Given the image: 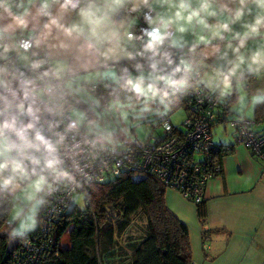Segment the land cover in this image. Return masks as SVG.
<instances>
[{
	"label": "clouds",
	"instance_id": "1",
	"mask_svg": "<svg viewBox=\"0 0 264 264\" xmlns=\"http://www.w3.org/2000/svg\"><path fill=\"white\" fill-rule=\"evenodd\" d=\"M198 93L234 98L240 123L264 105V0H0L5 224L35 227L47 196L121 163L134 128L170 132Z\"/></svg>",
	"mask_w": 264,
	"mask_h": 264
},
{
	"label": "trees",
	"instance_id": "2",
	"mask_svg": "<svg viewBox=\"0 0 264 264\" xmlns=\"http://www.w3.org/2000/svg\"><path fill=\"white\" fill-rule=\"evenodd\" d=\"M232 99L218 103L213 109L214 117L209 124L213 147L205 170L211 177L206 181L222 174L221 159L232 151L235 144L234 140L229 144L222 143L221 138L213 137L215 131H212V127L222 124L225 133L227 125L232 128L234 139L236 130L229 124L234 115L228 107ZM192 103L191 96L177 108L183 109L187 115ZM261 109L264 105L257 107L252 117L254 125L250 126L257 137L264 135V127L257 128L264 122ZM168 123L172 129L181 130L169 120ZM205 160L206 157L203 160L198 158L204 164ZM206 181L198 201L192 196L185 198L181 195L194 204L200 225L205 219ZM166 187L151 175H134L130 171L107 176L101 182L77 191L83 196L82 207L70 206V200L56 218L46 222L43 208L53 199L51 194L36 213L35 227L20 234L11 232L13 224H5L6 205L0 204V264H192L187 227L167 209L164 200ZM172 189L181 194L178 189ZM136 217L140 224L132 223ZM113 223L112 227L110 224ZM65 232L68 246L63 247L60 238ZM205 232L201 234L202 243L207 240ZM27 254L32 255L31 261L23 259Z\"/></svg>",
	"mask_w": 264,
	"mask_h": 264
},
{
	"label": "crops",
	"instance_id": "3",
	"mask_svg": "<svg viewBox=\"0 0 264 264\" xmlns=\"http://www.w3.org/2000/svg\"><path fill=\"white\" fill-rule=\"evenodd\" d=\"M263 127L264 122L257 128ZM230 134L221 138L222 143L232 142V128ZM221 165L222 174L205 183L203 225L193 205L172 191L170 202L165 200L167 209L183 222V209L185 215L196 218V236L190 245L193 264H264V163L242 145L234 144ZM176 202L179 205L173 204ZM204 230L207 244L200 242Z\"/></svg>",
	"mask_w": 264,
	"mask_h": 264
},
{
	"label": "built area",
	"instance_id": "4",
	"mask_svg": "<svg viewBox=\"0 0 264 264\" xmlns=\"http://www.w3.org/2000/svg\"><path fill=\"white\" fill-rule=\"evenodd\" d=\"M193 103L188 114L182 121L180 131H166L162 126L160 136L147 135L144 139L135 138L134 142L125 143L117 151V166L111 163L95 170V174L83 180L82 186L62 187L59 192L52 193L51 202L43 208L46 222L56 218L68 206L73 193L83 190L86 186L101 182L107 176L118 175L130 171L134 175H151L164 185L178 189L183 197L192 196L198 201L202 196L203 183L210 173L205 171L209 163L208 154L213 147L209 134V124L218 104L205 97L203 93L193 94ZM203 100V102H201ZM229 124L235 128L234 143L248 149L264 163V135L257 137L250 130L253 120L243 123L232 119ZM194 153L206 157V164L199 162ZM205 166V167H204ZM25 261H31L32 255H24Z\"/></svg>",
	"mask_w": 264,
	"mask_h": 264
},
{
	"label": "rangeland",
	"instance_id": "5",
	"mask_svg": "<svg viewBox=\"0 0 264 264\" xmlns=\"http://www.w3.org/2000/svg\"><path fill=\"white\" fill-rule=\"evenodd\" d=\"M231 110V109H230ZM232 111V110H231ZM233 112V111H232ZM234 113V112H233ZM235 115V113L233 114ZM186 114H185V111L181 108H176L175 110H173L172 113H170V118H169V122L173 125H178L180 128H182V121L184 120ZM166 119H168L167 117H165ZM222 127V124H218L217 126H214L212 127V131H215V135L213 137H219V138H226V137H230V130H231V127L227 126L226 125V133H224L221 129ZM132 134L136 137V138H139V139H144L147 135L149 136H160L162 134V129L159 125H155L153 127H151L150 129L149 128H144V129H137V128H134L132 130ZM233 140V139H232ZM194 156L196 159L198 158H201L202 155H198L197 153H194ZM169 191H172L174 192L179 198L183 199V197L181 196V194H179L178 192L174 191L172 188L170 187H166L165 188V191H164V200H167L170 202V195H169ZM77 201V202H76ZM178 202L176 203H173L174 205H179L177 204ZM191 205H193V210H194V204L189 202ZM70 206L72 205H75L77 207H82L83 205V196H82V193L80 192H76V193H73L72 196H71V201L69 203ZM183 212L186 213V211L183 209ZM181 212L180 214H183V216L186 218L185 219V223H186V227L187 228V237H188V243H189V247L190 245L192 246L193 244V239L194 237L196 236L195 234V230L197 229L196 227V218L193 214L192 216V219L190 217H188L187 215H185V213ZM19 221H13L11 222V224H13L12 226V233H23V232H26L28 230H21L19 228ZM132 223H137V224H140V220L136 217ZM112 225V227L114 226V223L113 224H110ZM108 226V225H107ZM199 233V232H198ZM194 234V235H193ZM198 236V235H197ZM206 237V236H205ZM117 240L119 241V237H116ZM202 240L200 239V242ZM60 243L63 247H66L68 246V235H67V232H65L61 238H60ZM204 244H207L205 242H203ZM203 250H204V247H203ZM192 255V253H191ZM193 264V262H192ZM237 264H243L242 263H237Z\"/></svg>",
	"mask_w": 264,
	"mask_h": 264
}]
</instances>
